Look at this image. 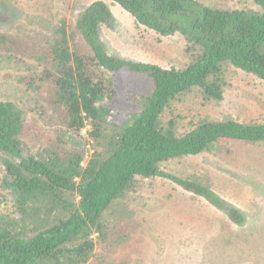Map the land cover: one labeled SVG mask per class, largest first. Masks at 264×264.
I'll return each mask as SVG.
<instances>
[{"label":"trees","instance_id":"obj_1","mask_svg":"<svg viewBox=\"0 0 264 264\" xmlns=\"http://www.w3.org/2000/svg\"><path fill=\"white\" fill-rule=\"evenodd\" d=\"M251 1L258 10L198 0H111L145 30L184 39L188 61L170 68L109 55L101 28L114 19L103 1L87 5L75 23L62 16L43 47L45 68L21 79L38 97L34 116L24 100H0V188L13 200L12 211L0 213V264H125L95 254V246L109 241L107 218L138 179L175 183L230 225H244V214L208 184L177 178L160 165L220 143L264 142V121L202 120L179 133L173 118L164 119L193 89L220 101L225 63L264 81V0ZM123 70L144 75L153 87L139 110L118 124L108 104L116 96L112 76ZM61 132L82 144L68 146Z\"/></svg>","mask_w":264,"mask_h":264},{"label":"rangeland","instance_id":"obj_2","mask_svg":"<svg viewBox=\"0 0 264 264\" xmlns=\"http://www.w3.org/2000/svg\"><path fill=\"white\" fill-rule=\"evenodd\" d=\"M94 1L98 0H0V39L7 43L5 50L0 46V100H24L28 116H34L31 109L38 97L26 90L21 79L35 77L45 68L43 47L62 16L67 24L75 23ZM100 1L110 6L114 19L101 28L109 55L163 68L187 63V44L181 36L149 32L111 0ZM198 1L219 9L258 10L251 0ZM222 67L220 101L205 99L200 90L193 89L165 111L164 119L173 118L179 133L202 120L264 121V81L229 63ZM112 78L116 96L108 106L115 111L114 121L121 124L139 110L153 86L144 75L126 70ZM87 130L81 132L85 137ZM60 136L68 146L83 142L68 133ZM87 148L91 153V143ZM160 169L177 178L205 182L244 214V225H230L220 212L175 183L162 178L138 179L117 201L116 214H109L110 239L103 246L96 240L95 254H110L111 260L125 264H264V142L220 143L211 152L167 162ZM0 195V213L8 214L13 200L1 188Z\"/></svg>","mask_w":264,"mask_h":264}]
</instances>
